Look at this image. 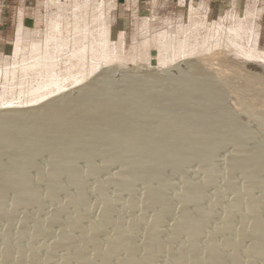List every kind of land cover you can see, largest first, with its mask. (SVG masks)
<instances>
[{
    "label": "rangeland",
    "instance_id": "rangeland-1",
    "mask_svg": "<svg viewBox=\"0 0 264 264\" xmlns=\"http://www.w3.org/2000/svg\"><path fill=\"white\" fill-rule=\"evenodd\" d=\"M141 4L142 5L139 4L140 7L138 10H133L130 4V9L128 8L129 11L126 12L125 9L128 10V4L124 7L117 6L116 9L115 0H0V117H2L6 110H29L40 106V104L54 100L57 97L63 98L66 95H76L75 93H78L76 90L77 88L82 89L88 87L92 83H98L101 82V80L104 81L107 78L112 79L114 83L116 81L119 86H123L126 84V81H128L127 79L132 77V81H141V86L138 85L140 90V87L144 88L145 85H143L142 82L146 80H150L153 77L154 79H164L162 83V92L165 93V89H169L168 87L173 86L172 83L175 77L178 81H191L193 71L198 70L201 75L208 79V84L213 87L211 89L208 88V85L205 86L206 88L203 87V90L208 88L212 91L213 89V94L210 92L208 98L211 100V97L217 95L213 97L214 100L212 98V101H210L212 104L207 102L210 106L212 105L215 107V109L211 106L213 108L212 110L211 108H209V111L202 110L203 113L200 110L199 113L203 115L208 114L213 120H215L214 118L216 117L222 119H227L228 117L230 124L228 123L226 127L222 128L223 131L220 135V137L223 138L227 136L228 141L225 144L221 143V141H215L214 144H216V146L214 145L215 147L211 149V151L209 150L210 155L206 154L207 156L205 159L200 155L202 154L200 151L197 153L201 157H198L199 155L195 157L196 154L187 164L179 165L177 163H172L162 168H155V165H152L149 170L150 173L148 172L147 175L146 173L143 174V176L148 177L151 174V178H148L150 181L144 185L145 183L142 182V179H137L133 183L132 191L122 188L123 186L121 187V183H118L117 180V183L115 182L116 184L111 182L114 175L119 176L123 170L125 172V169H127L125 163L127 160H130L129 155L128 158L126 155L127 153L124 154L126 151L123 150H126V146L123 147L124 144L121 145L122 143H119L120 145H118L116 149H113V147H105V149H103L104 146L100 149L97 146L102 144L99 143L96 146L98 150L90 157L89 161H85L83 158H76L77 160H75L73 168L53 173H50L48 169L54 168V166L56 168H61V166L64 165L63 167H65L67 165L66 163H68V159H56L55 157L53 158L52 154H49V152L40 151L32 156L34 167L28 169L27 172V176L29 177L28 182L30 183L29 192L40 193L38 199L41 205L39 208L37 206L39 204L29 207L16 205L18 193L26 191L27 189L5 190L7 197L3 209L4 211H8L9 209L10 212L15 210V213L9 219L0 216V263L4 262V253L2 252H4L3 248L6 242L11 244L18 242L20 244L17 245V247L22 249L20 246L21 242L18 240L19 235H21L25 229L27 230V234L30 235L31 228H35L37 225L38 227L45 226L46 220L49 221L50 218L55 215L54 213L66 203L67 200L65 199H67L68 194L73 196L77 195V192H79L78 190H80L77 189L79 188L77 186H80V184L83 186L85 194L87 193V202L85 203H88H82L80 206L86 205L89 209L91 208L88 215L90 221L94 220L93 222H99L101 217L100 211L104 208V206L102 208V205L110 203L108 201H114L115 203L113 202V204L116 206H114L115 213L112 215L113 219L120 218L125 222V225L127 223L128 226H131V222L144 223L147 225L145 226L146 228L140 231L141 233L139 232V234H137L138 242L146 239L151 232L159 228V230L162 229L161 231L165 235L163 238H165L166 241L176 238L180 241L183 240L182 244L185 245V242L187 243V240L183 237L185 236L183 233L185 230L182 229L183 231L179 230L178 232V230L174 229V225H176L175 220L176 222L180 221L178 216L181 217L184 203L187 204V206H184L188 208V210L190 209L189 212L191 213H195L199 209L208 212L209 209L211 211V206L215 205L213 207L214 211L212 209L213 213H210L211 219L210 217L208 218V224L199 242V245L202 247H204V242H206L210 234H212L226 218L227 213L233 207V200L236 197H239L241 201L240 206L243 207H240V212L243 213L249 208L259 209V213L262 211L260 216L264 227L263 192L258 189L251 190L254 198V200L250 202L251 205L241 190V188H243L242 186H245L246 178H249V175H252V173H248V171L246 172L247 174H245L244 171L238 169L230 173L227 171L229 166L227 163L230 162L228 159L232 160L237 153L235 151L239 149L238 147V149L234 150L240 142L235 141L236 138L232 137V135H236L232 133L237 131V134L241 135L244 139L241 144L248 150L251 149L250 152L252 154H258L257 152L260 151L262 157L259 158L258 161L260 170L256 174V177L258 181H264V0L238 1L237 7L234 8L233 11L231 10L232 6L228 7L227 3L225 7V4L216 6L208 17L206 6L202 4H190L189 7L186 6L184 8L182 0H179V2L178 0H150L147 3ZM193 7L195 8L193 9ZM120 15L126 16L124 19L125 25H120V28L115 29V20ZM209 38L211 42L205 43ZM86 47H88L89 50L85 51ZM34 51L40 52V54L48 53L49 57H51V59L46 60L47 62H45L43 68L42 65H40L39 68L38 66L31 67L32 59L35 58L36 55L33 54ZM197 51L200 52V54H198ZM180 52H182V54ZM176 70H178V72ZM249 71L257 73L258 76H250ZM179 83L180 82L174 84L176 85L174 88L179 85L177 89L175 88L176 91L179 90L178 88H182L183 83ZM170 84L172 86H170ZM247 85H252L251 87L255 88L248 91ZM214 89H216V92ZM201 90L202 89H200V91ZM204 91L202 93H204ZM164 93L162 94L165 97L162 96L163 99L165 98L164 100L166 102L163 100L162 105L166 103V105L163 106L166 107L169 101L166 100L167 94L165 95ZM202 93H198L199 95L197 96L203 98L208 94ZM206 101L205 104L207 105ZM173 103L175 109H177L176 107L179 105V102L176 103L175 101ZM180 104L182 105L184 103L181 102ZM216 106L219 107V109H217ZM180 108L177 110L173 109V111L179 113L181 112ZM222 115L225 116L223 117ZM161 118L163 120L164 117ZM2 122L3 120L0 118V124ZM217 144H219V146ZM180 149V147H177L178 152L183 150ZM177 150L174 149V151ZM105 151L110 153L113 152V156L116 155L114 157L115 159H105L102 155ZM187 151L189 152L188 149H184L182 152L188 153ZM17 154L18 156H15V162L17 163L27 158V156L22 153ZM106 160L107 162H105ZM206 160L211 163L210 166L212 168L214 167V174L212 173V175L205 176L202 171L206 167V163L204 162ZM15 164L16 163L8 158L5 153L0 154V168L4 166L5 169L10 170L9 167L12 169ZM119 165H122L121 167L123 169ZM92 168L98 169L97 173L90 174L91 172L88 170L92 171ZM138 170L140 169L138 168ZM1 171L2 168L0 172ZM48 172L50 174H48ZM46 176L48 177L46 178ZM75 176L78 177L77 184H69L71 177ZM56 179L62 183V189L57 190L55 198H47V191L50 192V186ZM186 183L188 187L185 186ZM188 184H191V187ZM192 184L195 188L201 186L204 191L205 196L198 200V205L195 203L192 205L191 202L188 201L190 200L191 193L195 190ZM98 185L100 187L102 186V189L105 190L104 196L100 195L98 192ZM227 185L233 188H228ZM96 186L97 191H95ZM186 187H190V190H194L189 192L190 190ZM150 192L151 194L152 192L161 194L163 199L171 202L170 217L167 216L168 219L166 218L164 222L156 223V217L154 216L155 214H161L162 206L158 204L155 205L154 203L152 206L153 210L152 207L147 211L143 209V201L149 197ZM13 195L15 196L13 197ZM117 195L119 199H115ZM119 201L121 203H119ZM130 201L131 203H135L137 207L142 206L141 208L138 207L142 212H140L137 207L135 210H128L127 207L131 204ZM246 206L248 208H246ZM40 208L41 210H39ZM70 208L71 210L68 209L66 211H69L67 217L62 215V217H65L63 218L65 222H61L62 225H65L66 221H68V217H73V214H75L73 218L77 219V217H79L81 219L82 214L79 213L80 211L72 207ZM2 210L0 209V211ZM178 211L181 212L178 213ZM94 213L99 214L95 215ZM29 214H33L32 217L35 220L33 219V223L30 224L31 226L25 227L24 215L29 216ZM211 214L213 215L211 216ZM96 217H98L99 221ZM79 218L77 220H80ZM239 219V217L233 219L235 227H238V224L241 223ZM82 220H84V218ZM239 221L240 223H238ZM245 223L248 225L251 222L249 223L247 220ZM155 224L157 227H155ZM59 227L60 226L57 225L54 228V233L50 232L46 237L40 239L41 242L44 241V244L43 242L41 244V242H39L40 240L38 241L36 247L37 245L39 246L37 250L40 255H43L45 251L54 252L55 255L57 254V260H59L67 254H70L64 247H54L56 243V238L54 237ZM150 229L152 231H150ZM173 230L178 233H175ZM110 231L112 230H109L108 234H113V232ZM179 233H181L180 236L178 235ZM179 237H181L182 240ZM224 237L228 236L225 235ZM220 238L222 237L220 236ZM51 239H53L55 243H52L54 242L53 240L50 242ZM50 243L51 245H49ZM45 244L46 247L43 246ZM47 244L49 246L48 248ZM52 244H54V246ZM18 248L11 252L9 257L11 264L19 263L21 249L18 250ZM174 248H176L175 245ZM241 248L240 250L244 252L243 250L246 249V246ZM43 249H45V251ZM93 250L94 249H89L86 252L88 253L86 254L87 258L95 257L94 253L96 252ZM92 253L93 256H91ZM160 256L157 255L156 259L162 261L163 258ZM153 257L155 259L156 255ZM98 262V260L94 261L96 264H98ZM257 262L256 264L264 263L263 261Z\"/></svg>",
    "mask_w": 264,
    "mask_h": 264
},
{
    "label": "bare ground",
    "instance_id": "bare-ground-1",
    "mask_svg": "<svg viewBox=\"0 0 264 264\" xmlns=\"http://www.w3.org/2000/svg\"><path fill=\"white\" fill-rule=\"evenodd\" d=\"M194 8L195 7H193V9ZM208 42H211L210 38L209 40L207 39L205 41V43ZM87 50H89L88 47H86L85 51ZM180 53L182 54V52ZM33 54L36 55L35 58L32 59L31 67L38 66L39 68V66L42 65L43 68V66H45V62H47L46 60L51 59L48 53L40 54V52L34 51ZM198 54H200V52H198ZM176 71L178 72V70ZM252 72L249 71L250 76H258L257 73ZM176 74L179 75L178 73ZM174 79L172 83L173 86L170 84V86L172 87H168L169 89H165L164 93L162 92V83L164 79H154L153 77L150 80H146L145 82H142V84L145 86L144 88L140 87V90L139 86H141V81H132V77H129L127 79L128 81H126V84L123 86H119L116 81L114 83L112 79L107 78L104 81L101 80V82L97 81L98 83H92L88 87H84L82 89L77 88L76 90L78 91V93L76 92V95H66L63 98L61 97L62 95L60 96L61 98H58L56 96V99L40 104V106L33 109L8 111L5 109L6 111H3L4 114L2 115V117H0L3 120V122L0 124V154L5 153L6 156L13 160L16 164L12 169L8 166L10 170L5 169L4 166L1 167L0 209L2 210L4 208V202L7 197L5 190L9 189L28 190L18 193L16 205H22L21 207H29L39 204L37 205L39 208V206L41 205V202L38 199L40 197V193L37 194V192H29L30 183L28 182L29 177L27 176V172L28 169L34 167L32 156L39 153L40 151L49 152V154H52L53 158L55 157L56 159H68V163H66L67 165L65 167H63L64 165L61 166V168H56L54 166V168L48 169L50 173H53L56 171H66L68 168H73L75 160H77L78 158H83L85 159V161H89L90 157H92L95 151H97L98 148L101 149L102 146H104L103 149H105V147H113V149H116V147L120 145L119 143H122L121 145L124 144L123 147L126 146V150H123L126 151L124 154L127 153L126 155L127 157L129 155L130 160H127V162L125 163L126 165L124 164L125 166H127L125 172L123 170V172L120 173L119 176L116 175L117 177L114 175L113 179H111V182L115 183L117 180L118 183L122 184H120V186H123L122 188L127 189L128 191L133 190V183L139 178V180L142 179V182L145 183L144 185H146L150 181L148 180V178L151 176V174L149 177L143 176V174L146 173L147 175L152 165H155V168H162L172 163H177L179 165L187 164L196 154L197 155L195 157H197L200 151L202 152V154L200 155L205 159L208 154L210 155L209 150L211 151V149L216 146V144H214L215 141H221V143L223 144L228 141L227 136L223 138L220 137V135L223 131L222 128L226 127V124H228L230 120H228V117L227 119L216 117L214 118L215 120H213L209 117L208 114H202V110L209 111V108H211V110L213 108L215 109V107H213L212 105L211 106L213 108L210 106V104H212L210 103V101H212V98L216 97L217 95L211 97V100L210 98H208L210 92H212L213 94V89L212 91L210 90L213 87L208 84V79L205 76L201 75L198 70L193 71L191 81L189 80L190 82L188 80H182V78V81ZM167 82L169 84L168 80ZM178 82H180L179 84L183 83V85L182 88H178L179 90L176 91L175 88L177 89L179 85L174 88V86H176L174 84H178ZM206 85H208L209 87H207L210 89L207 88L204 89V91L203 87L206 88ZM251 86H248V91L255 88ZM200 89H202L204 93H202L203 91H200ZM214 91L216 92V89H214ZM200 92L202 94H208H206V97L202 98L197 96ZM162 93H164L165 95L167 94L166 100L169 102L168 106L166 107H163L164 105H166V103L162 105V102L165 99H163L164 95ZM175 101L176 103L179 102L178 104L181 106L180 108L178 104L177 105L179 107L175 105L177 106V109L180 108L181 112L179 113L173 111V109H175L173 102ZM180 101L184 104L181 105ZM205 101L206 103L209 102L210 104L207 103L206 105ZM164 102L166 101L164 100ZM217 109H219V107H217ZM200 110L202 113H199ZM161 117H164L163 120ZM232 134H236L234 136L232 135V137L236 138V140H234L240 143L238 144V146L236 145L237 147L233 146L235 147L234 150L238 149V147L239 149L235 151L237 153L234 157L232 156V160L228 159L230 162L227 163L229 165H227V171L228 173H230L231 171L238 169L244 171L245 174H247L246 172L248 171V173H252L253 176L249 175V178H246V183H243L245 186H242L243 188H241L243 195L247 198L249 204H251L250 202L254 200L253 194L251 193L252 189H258L262 191L264 197V181L260 182L256 177V174L260 170L258 161L262 156L260 151L257 152L258 154H252L250 152L251 149L248 150L243 144H241L243 143L244 139L241 135L237 134V131H234V133ZM99 143L102 145L97 146V144ZM217 145L219 146V144ZM177 147H180V150L188 149L189 152L187 151L188 153H184L182 152L183 150L178 152ZM174 149L177 151H174ZM107 151L102 153L103 157L105 159L113 158L114 160V157L116 155L113 156V152L110 153ZM17 153H22L23 155L27 156V158L23 157L25 158V160L19 161L17 163L15 162V156H18ZM200 155L198 157H201ZM105 162H107V160ZM204 162L206 163V165L204 164L206 167L202 170L204 175H212V173L214 172V167L212 168L210 166L211 163L209 161L206 160ZM120 167L119 169L122 168ZM138 168L140 170H138ZM92 169V171L88 170L89 172H91L90 174L97 173L98 169ZM49 172L48 174H50ZM77 176L71 177L69 184H77ZM47 177L48 176H46V178ZM187 183L185 186H187ZM61 184L62 183H60L59 180H54V182H52L50 186V192L47 191V198H55L57 190L62 189ZM77 187H79L77 189H80L78 190L79 192H77V195H75L76 193L74 194L75 196L68 194L67 199H65L67 200L66 203L62 205L61 208L56 211V213H54V216L52 215L53 217H51L50 220L48 219L49 221L46 220L45 226L38 227L37 225V227L31 228L32 230L30 235L27 234V230L25 229V231H23L22 234L19 235L18 240H20L19 242H21L20 246L22 247V249L17 247V245L20 244L18 242V244H11L8 242L5 243L4 248L2 247L4 249V252H2L4 253V262L0 264H11V260L9 259V257L12 250H15L16 248H18V250L21 249V253L19 252L21 254V258L19 260V263L17 264H96L94 263L95 260L99 261L98 264H256L257 261L264 262V227L262 225L260 216V213L262 211L259 213V209L257 210L254 208H249L247 210L245 209L246 211L243 213L240 212L241 201L239 197H236L233 200V207L227 213L226 218L224 220L222 219L223 222L221 221L222 223L220 224V226L216 229L214 228L215 230L213 229V233L210 234V236L208 235L209 237L207 236V239L204 238L206 239V242H204L205 245H203L204 247H202L199 245V242L202 239L203 233L208 224V218L210 217L212 209L214 211L213 207L215 205L211 206V211L208 208V212H204L203 210L199 209L195 213H191L189 212L190 209L188 210V208L184 206H187V204L184 203L183 210L182 212L180 211L181 217L178 216L180 218V221L176 222L175 220L176 225H174L175 227H173L175 230H178V232L179 230H185V232L183 231L185 236L182 235L184 239L187 240V243L185 242V245L182 244L183 240L181 237L179 238L182 241L176 238L171 239L170 241H166L165 238H163V236L165 237V235L161 231L162 229L159 230V228L151 232V234L149 233L150 235L146 239L143 238L144 240L138 242L137 234H139L141 230L146 228V224L131 222V226H128V224L126 223L125 225V222H123L120 218L113 219L112 215L115 213L114 206L116 205L113 204L114 201H108L110 203L106 204V200L104 201L105 205H102V208L104 206L103 210L100 211V221L98 217L96 218L99 222H93V219V221H90L88 215L91 208L89 209L86 205L80 206V204L87 202V193L85 194V191H83V186L81 184ZM98 187V192L100 193V195L104 196L105 190L102 189V186L100 187L98 185ZM227 187L229 188L232 186L227 185ZM96 188L97 186L95 187V191H97ZM189 188L187 189L190 190ZM194 189H192L194 191L191 193V195L189 194V192H191L192 190H190L189 192L187 191L190 195V200L188 201L191 202L192 205L193 203L198 205V200L202 199L205 195L201 186L196 188L194 187ZM188 194L186 195L189 196ZM15 195H13V197ZM115 199H119L118 195ZM143 202L142 204L144 211H147L149 208H151L154 203L155 205L158 204L162 206V211H159L161 214L154 215L156 217V220L154 219L156 223L164 222L167 216L170 217L169 214L171 213L169 212L171 210V202L163 199L161 194H155L153 192L151 194L150 192L149 197H147V199ZM119 203L121 202L119 201ZM70 207L80 211L79 213L82 214L81 219L77 217L79 213H76L77 219L79 218L80 220L73 218L75 217V214H73V217L69 216L66 224L62 225L61 222L64 221L63 218L69 215V211H66L68 209L71 210ZM136 207L137 206L135 205V203L132 202L127 208L128 210H135ZM140 208H138V210ZM246 208L248 207L246 206ZM39 210H41V208ZM14 211L10 212L9 209L8 211H4L3 209L2 211H0V216L2 218L4 217L6 219H9L12 215H14ZM180 212L178 211V213ZM94 214L98 215L99 213ZM30 215L31 214H29V216L24 215L26 218L23 216L25 219V227H28L33 223V214L31 216ZM62 215H64L65 217H62ZM212 215L213 214H211V216ZM235 217H239V220L241 221V223L240 221L238 222L240 223L238 224V227H235V225L233 224V219ZM83 218L84 220H82ZM247 220L249 223L251 222L248 225L245 223V221ZM57 225H59L60 227L57 232L55 231L56 236L54 238H56V243L53 239H51L50 242L53 240L54 242L52 243H55V246L54 244L52 245L55 248L64 247L65 250L67 249V251L70 252L69 255L67 254L65 257H62L59 260H57L56 258L57 254L55 255L54 252L45 251V249H43L45 253L43 255H40L39 251L37 250V247L39 246L37 245L36 247L38 241L46 237L50 232H53L54 228ZM155 227H157L156 224ZM109 230H112L110 232H113V234L109 235ZM150 231L152 230L150 229ZM175 233L173 234L176 235ZM180 234L181 233H179L178 235L180 236ZM225 235H227L228 237H224ZM220 236L222 238H220ZM39 242H41V240ZM42 242L44 244V241ZM49 245H51V243ZM174 245L177 249L174 248ZM43 246L46 247V244ZM245 246L246 249H244V252H242L240 248ZM48 247L49 246L47 244V248ZM89 249L95 250L96 253L93 252L95 254V257L93 256V253L91 255L93 256V258L86 257V254H88L86 252ZM161 254L164 256H162ZM154 255H156L155 259L157 258V255H161L160 257L163 258V260L160 257L158 258H160V260L162 261H159V259L155 260L153 257Z\"/></svg>",
    "mask_w": 264,
    "mask_h": 264
},
{
    "label": "crops",
    "instance_id": "crops-1",
    "mask_svg": "<svg viewBox=\"0 0 264 264\" xmlns=\"http://www.w3.org/2000/svg\"><path fill=\"white\" fill-rule=\"evenodd\" d=\"M2 1V0H1ZM4 1V0H3ZM150 0H115V3H116V9H117V6H120V7H124L125 5H127L128 4V7H127V9L129 8L130 9V4H131V7H132V9L134 10V9H139V4L140 5H142L141 3H147V2H149ZM183 1V5H184V8L186 7V6H188L189 7V5L190 4H194V5H199V4H202V5H204V6H206L207 7V17L209 16V14H210V12L211 11H213L214 10V8L216 7V6H220V5H223V4H225L224 5V7L226 6V3H227V6L228 7H231V10L233 11V9L234 8H236L237 6V4H238V1H241V0H182ZM244 1H246V0H244ZM178 2H179V0H178ZM179 5H180V3H179ZM234 5V6H233ZM120 7H119V9H120ZM223 7V6H222ZM221 7V8H222ZM247 7V6H246ZM129 9L128 10H126L125 9V11L127 12V11H129ZM246 9V8H245ZM132 10V11H133ZM222 10H223V8H222ZM230 10V11H231ZM124 11V10H123ZM263 11H264V7H263ZM124 13V12H123ZM264 14V13H263ZM262 14V15H263ZM126 18V16H118L117 18H116V20H115V25H114V28L116 29V28H120V25L122 26V25H125V23H124V19Z\"/></svg>",
    "mask_w": 264,
    "mask_h": 264
}]
</instances>
